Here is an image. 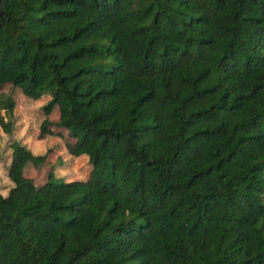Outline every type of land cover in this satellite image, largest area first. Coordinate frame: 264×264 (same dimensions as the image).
Instances as JSON below:
<instances>
[{"label":"trees","instance_id":"16d2710c","mask_svg":"<svg viewBox=\"0 0 264 264\" xmlns=\"http://www.w3.org/2000/svg\"><path fill=\"white\" fill-rule=\"evenodd\" d=\"M7 84L90 170L10 141L0 264H264V0H0Z\"/></svg>","mask_w":264,"mask_h":264},{"label":"rangeland","instance_id":"374dc122","mask_svg":"<svg viewBox=\"0 0 264 264\" xmlns=\"http://www.w3.org/2000/svg\"><path fill=\"white\" fill-rule=\"evenodd\" d=\"M2 92H8L14 99L15 126L10 135L0 127V193H8L13 185L8 176L12 154L10 141L13 139L25 144L33 153L45 155L35 165L27 164L24 168V175L33 178L37 185L46 181L49 172L54 174L53 180L57 182L86 180L90 170L88 157L69 154L74 139L68 136L65 129L55 126L59 115L57 107L47 116L52 123L45 127V136L39 135L40 125L45 118L42 106L50 94L33 100L9 84L2 88Z\"/></svg>","mask_w":264,"mask_h":264},{"label":"clouds","instance_id":"9594fccd","mask_svg":"<svg viewBox=\"0 0 264 264\" xmlns=\"http://www.w3.org/2000/svg\"><path fill=\"white\" fill-rule=\"evenodd\" d=\"M0 194L7 196V193L6 192L5 193H0Z\"/></svg>","mask_w":264,"mask_h":264},{"label":"crops","instance_id":"0c3cea01","mask_svg":"<svg viewBox=\"0 0 264 264\" xmlns=\"http://www.w3.org/2000/svg\"><path fill=\"white\" fill-rule=\"evenodd\" d=\"M70 148H71V147H70ZM69 154H71V153H70V149H69ZM71 155H72V154H71ZM31 165H35V164H31ZM25 167H26V166H25Z\"/></svg>","mask_w":264,"mask_h":264}]
</instances>
